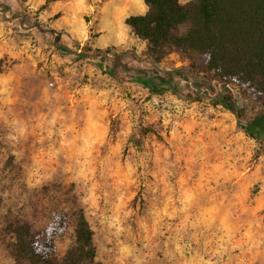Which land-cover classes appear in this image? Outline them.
<instances>
[{
	"label": "rangeland",
	"instance_id": "obj_1",
	"mask_svg": "<svg viewBox=\"0 0 264 264\" xmlns=\"http://www.w3.org/2000/svg\"><path fill=\"white\" fill-rule=\"evenodd\" d=\"M187 3L190 0H180ZM144 0H0V264L7 224L88 219L98 264H264V149L239 127L258 101L201 71L180 92L125 23ZM158 68V69H156ZM229 92V93H228Z\"/></svg>",
	"mask_w": 264,
	"mask_h": 264
},
{
	"label": "trees",
	"instance_id": "obj_2",
	"mask_svg": "<svg viewBox=\"0 0 264 264\" xmlns=\"http://www.w3.org/2000/svg\"><path fill=\"white\" fill-rule=\"evenodd\" d=\"M144 3L146 12L126 16L125 23L146 42L148 56L160 62L177 53L188 62L138 80L152 92H180L175 74L189 79L197 68L191 58L198 57L208 78H218L227 91L235 90L240 98L258 101L259 108L243 116L230 100L218 98L236 113L239 127L264 149V0ZM63 225L58 218L38 229L24 220L8 223V247L15 264H98L94 232L81 209L75 215L74 242L58 258L57 237Z\"/></svg>",
	"mask_w": 264,
	"mask_h": 264
},
{
	"label": "crops",
	"instance_id": "obj_3",
	"mask_svg": "<svg viewBox=\"0 0 264 264\" xmlns=\"http://www.w3.org/2000/svg\"><path fill=\"white\" fill-rule=\"evenodd\" d=\"M146 10H147V6H146ZM146 10H145L144 12H146ZM144 12H143V13H144Z\"/></svg>",
	"mask_w": 264,
	"mask_h": 264
}]
</instances>
